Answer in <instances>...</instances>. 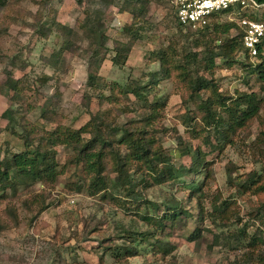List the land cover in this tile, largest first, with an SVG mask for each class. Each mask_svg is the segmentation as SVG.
<instances>
[{
  "label": "rangeland",
  "instance_id": "rangeland-1",
  "mask_svg": "<svg viewBox=\"0 0 264 264\" xmlns=\"http://www.w3.org/2000/svg\"><path fill=\"white\" fill-rule=\"evenodd\" d=\"M120 7L127 8L123 0H81V4L76 0H5L0 6L1 158L24 150L17 136L20 128L12 131L2 116L9 108L39 134L59 125L79 129L92 115L104 111L111 124L106 136L116 145L122 138L120 127L139 119L144 107L131 95L128 99L120 96L118 105L97 95H108L112 83H146L149 73L160 68L155 54L167 47H172L177 61L190 51L203 58L205 52L193 44L198 29L177 25L174 1L147 0L145 13L138 20L128 11H119ZM92 10H100L103 15L105 48L100 51H94L92 36L83 30L85 17ZM263 12L253 14L260 17ZM211 22L230 21L222 15ZM131 25L138 27L139 38L131 44L123 64L115 66L111 61L115 42L130 41L125 28ZM237 59L243 60L242 55ZM89 73L98 81L92 89L87 87ZM198 73L212 79L226 96L260 90L254 78L245 83L241 68H228L220 58L212 74L202 68ZM10 78L17 81L20 99L15 100L12 92L6 91ZM153 94L164 101L160 124L155 126L163 131L155 137L171 163L176 167L190 165V157L180 154L188 143L193 149H201L207 168L187 174L181 181L155 184L148 178L150 185L136 187L143 199L160 208L168 200L180 203L190 213L187 220L167 223L162 232L154 234L170 247V253L155 255L141 247L130 257L111 254L116 246L128 245V231L122 232L120 226L133 232L149 228L134 212L123 211L116 201L102 198L101 193L91 195L81 167L68 164L72 148L57 146L54 158L63 171L54 182L20 185L15 192L7 189L0 201V218L7 225L0 233V264H264V192L241 193L236 186L253 172L264 182V133L257 138L264 132L259 124L264 120V109L249 129L236 133L231 144L211 152L201 137L207 135L213 143V134L201 125L197 132L200 139L193 138L185 126L187 116L193 119L192 124L197 121V102L189 97L177 73L158 82L148 102ZM189 188L199 199L190 195ZM212 202L219 209L226 208L220 217L212 216ZM12 214L16 220L11 219ZM239 237L245 241L239 242ZM253 237L254 244H247ZM105 246L110 247L107 252L102 248Z\"/></svg>",
  "mask_w": 264,
  "mask_h": 264
},
{
  "label": "trees",
  "instance_id": "trees-1",
  "mask_svg": "<svg viewBox=\"0 0 264 264\" xmlns=\"http://www.w3.org/2000/svg\"><path fill=\"white\" fill-rule=\"evenodd\" d=\"M76 1L81 4V0ZM123 1L127 8L120 7L119 11L130 12L133 19L138 20L145 13L147 0ZM255 1L264 3V0ZM4 4L5 0H0V6H4ZM222 15L225 13L214 15L211 21ZM102 16L100 10H92L85 17L83 23V30L90 33L89 35L93 38L94 51H100L102 47L105 48ZM249 17L264 25V12L260 17L253 14ZM174 18L177 25L180 26L176 15ZM209 24L198 28V32L193 34L196 36L193 39V44L205 52L203 58H198L196 53L190 51L185 52L184 59L181 57V60L177 61L174 57L177 54L171 51L172 47H167L155 54L160 68L158 71L149 73V80L146 83H112L111 87L108 86V95H104L102 92L97 95V98L117 105L120 96L128 99V96L131 95L144 107L145 113L139 119L129 120L120 127L122 138L116 145L106 136L111 124L108 123L107 114L104 111L92 115L90 120L79 129H70L59 125L55 129L45 130L41 134L35 132L32 127L28 128V124L18 119L14 109L9 108L4 111L2 116L8 120L9 128L14 132V127L20 128L21 134L17 136L23 142L24 150L10 156L7 155L6 158L0 157V201L4 200L7 189L15 192L20 185L29 187L35 183L54 182L63 170L58 169L53 150L57 146H69L73 150V155L68 164L81 167L88 178V189L91 195L101 193L102 198L116 201L123 211L134 212L139 222L149 228L148 231L133 232L130 230V232L120 226L122 232L128 231V245L116 246L115 251H110L111 254L117 257L127 255L130 257L137 255L141 251V247L144 250L148 248L155 255L170 253V247L161 239L156 238L154 234L162 232L167 223L173 225L181 221L182 218L187 220L190 213L180 203H172L168 200H165L162 205L160 204L162 206L160 208L157 203L143 199L136 187L150 185L148 178L155 184L181 181L183 176L190 173L198 174L207 168L201 149L199 147L193 149L188 143L185 144L180 154L190 157V165L176 167L171 163L160 147L161 143L155 137L157 132L163 131L160 126L157 128L155 126L157 123L160 124L159 114L163 109L164 101L153 94L152 100L148 102V95L153 93V88L158 82L170 79L172 73H177L181 82L186 85L189 97L197 102V121L192 124L193 119L187 116L184 119L185 126L190 128L193 138L200 139L197 132L201 125L207 132L212 133L213 143L210 142L209 136L201 137L202 143L208 146L211 152L221 150L224 144H231L236 133L249 129L260 118L264 109V97L261 96V93H264V37L257 49L256 57L250 59L242 47V32L235 22L223 24L216 22L213 25L210 24L211 28L208 27ZM135 27L131 25L125 28L130 35V41L127 44L115 42L111 58L113 65L123 64L131 44L139 38V29L138 27L134 29ZM232 32H236V34L232 36ZM217 40L219 43L210 48ZM239 54L242 55L243 60L237 59ZM218 58L222 59L228 68L233 65L240 67L245 74L243 75L245 83H248L250 78H254L256 84L260 86L259 92H235L234 96L220 93L212 79L198 73V68H202L212 74ZM8 81L7 86L5 85L6 91L12 92V98L15 100L20 99L21 90L16 86L17 81L11 78ZM87 81V87L91 89L98 82L96 76L91 73L88 74ZM114 106L117 108L116 105ZM259 124L264 126V120H259ZM262 133L264 132L261 131L257 138H260ZM84 135H88V138H85ZM228 178V182H232L230 174ZM191 183L192 187L196 186V181L192 180ZM236 186L241 193L264 192V182L256 172L247 175L244 180L236 183ZM188 191L190 195L199 199L196 192L191 189ZM211 206L212 216L216 218L226 210L222 207L219 209L214 202ZM141 207L144 208V211ZM10 216L12 220H16L15 214ZM6 227V223L0 218V233ZM255 238L253 237L252 241L247 244L253 245ZM244 241L239 237V242ZM102 248L107 252L110 247Z\"/></svg>",
  "mask_w": 264,
  "mask_h": 264
},
{
  "label": "built area",
  "instance_id": "built-area-1",
  "mask_svg": "<svg viewBox=\"0 0 264 264\" xmlns=\"http://www.w3.org/2000/svg\"><path fill=\"white\" fill-rule=\"evenodd\" d=\"M174 8L178 24L189 29L208 25L214 15L225 13L227 19L235 22L241 30L242 47L248 57H256L264 37V25L249 16L256 11H264V3L255 0H174Z\"/></svg>",
  "mask_w": 264,
  "mask_h": 264
}]
</instances>
